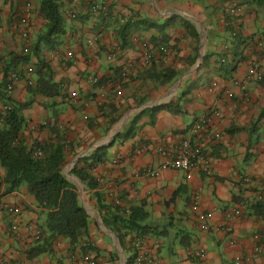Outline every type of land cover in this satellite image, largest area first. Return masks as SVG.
I'll return each mask as SVG.
<instances>
[{
    "label": "crops",
    "instance_id": "obj_1",
    "mask_svg": "<svg viewBox=\"0 0 264 264\" xmlns=\"http://www.w3.org/2000/svg\"><path fill=\"white\" fill-rule=\"evenodd\" d=\"M40 2L0 0V95L6 96L9 76H18L0 102V114L5 105L22 109L24 144L56 135L69 144L62 172L91 208L89 242L98 253L89 255L98 264L121 258L112 235L101 230L97 192L106 204L117 200L126 212L133 207L147 213L142 242L160 264H233L236 257L244 264H264V56L256 48L264 37V0H108V11L98 16L67 3L61 7L65 35L52 50L39 42L45 32ZM233 4L235 16L229 15ZM73 10L77 19L70 17ZM230 22L239 41L226 30ZM134 37L166 52H156L143 65ZM113 48L119 53L111 60ZM15 57L27 62L18 65ZM40 61L50 66L58 96L30 94ZM252 64L261 81L249 75ZM122 68L130 74L118 82ZM169 72L173 78H162ZM202 121L206 126L200 129ZM130 129L133 137L126 140ZM186 139L201 148L210 175L195 170L188 177L170 169L153 178L145 174L166 160L160 151L172 156ZM101 149L103 162L91 171L97 188L90 190L70 172L84 168L82 159L93 160ZM4 174L0 166V181ZM195 194L199 211L212 214L206 231L191 211ZM9 207L21 208V215L9 214ZM236 209L240 215H230ZM42 223L24 186L2 197L0 264H73L62 238L50 252L27 257L36 242L25 226ZM133 236L125 240L129 253L122 250L126 260L135 253ZM200 250L203 256L196 257Z\"/></svg>",
    "mask_w": 264,
    "mask_h": 264
},
{
    "label": "trees",
    "instance_id": "obj_2",
    "mask_svg": "<svg viewBox=\"0 0 264 264\" xmlns=\"http://www.w3.org/2000/svg\"><path fill=\"white\" fill-rule=\"evenodd\" d=\"M64 4H67L65 0H41L40 2L39 12L45 19V32L39 42L43 41L51 50L60 45V40L65 35L61 14V7ZM225 27L230 37L239 41V35L234 32L231 22ZM13 59L18 65L27 62L26 57ZM5 77L7 78V74ZM36 77L34 85L28 88L32 96L59 95L60 87L53 82L52 70L46 62H38ZM173 77L174 75L170 72L162 75V78L167 80ZM117 81H122L119 73ZM21 110L18 107H10V110L0 116V166L5 171L0 181V199L24 186L27 193L34 198L39 215L43 217V223L40 226L43 236L27 251V257L33 258L50 252L59 238L68 241L71 256L76 253L85 255L92 251L97 255V249L89 242L91 217L82 207L76 189L62 172L67 163V157L71 154L69 144L58 135L44 143H34L31 146L24 144L21 133L25 120L20 115ZM260 117H264V109ZM131 137H133L132 129L125 134L124 139ZM37 152H40L39 156L36 155ZM104 156L103 152L99 154L95 152L93 160L88 162L86 158L82 159L84 168L74 166L70 173L90 190H96L97 183L91 171L93 166L103 162ZM93 197L102 223L115 234L122 250L128 254L129 250L125 245L126 237L134 234L130 241L142 240L148 232L147 227L142 224L147 213L142 208L131 207L126 212L120 205L106 204L97 192L93 194ZM255 213L258 215L257 212ZM132 242L130 245L135 249ZM134 255L127 258L126 264L132 263Z\"/></svg>",
    "mask_w": 264,
    "mask_h": 264
},
{
    "label": "built area",
    "instance_id": "obj_3",
    "mask_svg": "<svg viewBox=\"0 0 264 264\" xmlns=\"http://www.w3.org/2000/svg\"><path fill=\"white\" fill-rule=\"evenodd\" d=\"M70 5H73L74 7L79 6H85L88 13L91 15L98 16L101 13H106L110 7V3L108 0H99V1H93V0H65ZM236 5H232V7L229 10V15L235 16L236 15ZM31 5L28 3L24 10V19L30 14ZM71 19H77L78 12L76 10H73L70 12ZM124 19L120 18V22L123 23ZM25 22V20H23ZM27 35L24 34V37ZM133 42H136L141 45L142 53H141V62L143 65H149L154 57L155 53H165L166 50L164 47H154L151 45V43L147 39H138L137 37L133 38ZM256 48L259 49L264 56V37L262 39H259L256 42ZM118 49H112L109 52L108 58L109 59H115L118 56ZM70 56V54H68ZM31 73V71H30ZM129 70L128 68H122L119 72V78L122 80H126L129 77ZM249 75L251 77H254L255 80L261 81L262 75L258 71V66L256 64H252L249 69ZM18 80V76L15 74H11L8 78V81L6 85L4 86V93L6 96L0 95V102L4 100L5 97H8L12 90H13V84L15 81ZM92 85L98 84L97 78L91 79ZM29 84H32V82H29ZM8 110H10V106H3V112L0 114L2 116L4 113H6ZM206 126V122L202 121L201 125H199L200 129H203ZM197 128V127H196ZM218 137V135H216ZM163 156L166 157V160L159 166L157 169H148L146 170V175L153 178L157 177L159 173L163 170L170 169V170H177L184 172L188 177L191 175V173L195 170H202L205 174L210 175L211 174V167L209 165V162L205 159L204 155H202V150L198 146L191 145L190 141L188 139L181 142L180 149L177 150V152L171 156L170 153L165 151H160ZM37 156L40 155V152L36 153ZM199 195L195 194L192 199L191 204V211L195 215V218L198 223V227L202 231L208 230V221L211 219L212 214L211 213H202L199 211L198 203H199ZM115 205H120L119 201H114ZM7 212L15 217H18L21 215V208L19 207H9L7 208ZM230 215L239 216L240 211L234 210ZM226 229V228H225ZM27 233H30L32 235V238L35 242H38L41 240L43 233L40 227L34 225V224H28L25 226L24 229ZM226 231H230V229H226ZM133 246L136 250L135 255L133 257L131 264H160L159 260L152 256L150 251L145 247L142 240H136L133 243ZM204 252L202 250L196 251L194 255L196 257H202ZM72 260H74L73 264H97L94 257L90 256L89 254L80 255L75 254L72 256ZM233 264H244L243 259L240 257H236Z\"/></svg>",
    "mask_w": 264,
    "mask_h": 264
},
{
    "label": "water",
    "instance_id": "obj_4",
    "mask_svg": "<svg viewBox=\"0 0 264 264\" xmlns=\"http://www.w3.org/2000/svg\"><path fill=\"white\" fill-rule=\"evenodd\" d=\"M65 176V175H64ZM68 180V179H67ZM69 181V180H68ZM71 183V182H70ZM71 184H73L75 187H77V185L76 184H74V183H71ZM78 199H79V201L81 202V204H82V207L85 209V211L89 214V206L87 205V203H86V200H84L83 198H81V196H79L78 197ZM96 219H97V221H98V217H96ZM100 223V227H101V230L102 231H104V232H106V233H108V234H110V235H112V237H113V239L115 240V242H114V246H115V249H116V251L119 253V254H121V256L123 257L122 259H123V263L122 264H126V257H125V255L123 254V252H122V249L119 247V245H118V243H117V239H116V236L111 232V231H109L107 228H105V226L102 224V222H99Z\"/></svg>",
    "mask_w": 264,
    "mask_h": 264
},
{
    "label": "rangeland",
    "instance_id": "obj_5",
    "mask_svg": "<svg viewBox=\"0 0 264 264\" xmlns=\"http://www.w3.org/2000/svg\"><path fill=\"white\" fill-rule=\"evenodd\" d=\"M67 164V163H66ZM88 206H89V204H87ZM89 209H91L90 208V206H89ZM91 211V210H90ZM113 252H114V250H113ZM116 254H117V252H115ZM124 254V253H123ZM111 255V254H110ZM120 255V257L121 258H123L122 256H121V254H119ZM126 257V256H125ZM121 258H118L117 260H116V264H122L123 263V261H122V259Z\"/></svg>",
    "mask_w": 264,
    "mask_h": 264
}]
</instances>
